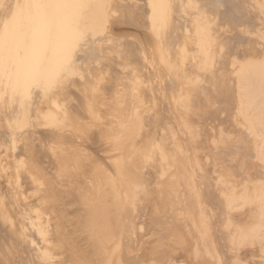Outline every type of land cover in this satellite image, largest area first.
I'll list each match as a JSON object with an SVG mask.
<instances>
[{"label": "rangeland", "instance_id": "1", "mask_svg": "<svg viewBox=\"0 0 264 264\" xmlns=\"http://www.w3.org/2000/svg\"><path fill=\"white\" fill-rule=\"evenodd\" d=\"M214 5L0 0V264H220L230 239L225 264H264V147Z\"/></svg>", "mask_w": 264, "mask_h": 264}, {"label": "bare ground", "instance_id": "2", "mask_svg": "<svg viewBox=\"0 0 264 264\" xmlns=\"http://www.w3.org/2000/svg\"><path fill=\"white\" fill-rule=\"evenodd\" d=\"M75 1H77V0H75ZM232 1V0H231ZM230 1V2H231ZM234 1V2H233ZM232 1V3H233V7L230 9L229 7H230V5H229V0L226 2V4H228L229 5V9H230V11H229V9H223L224 7V5H226V4H224L223 5V3H222V1H220V0H214V3H215V5L217 6V13H218V11H219V13L217 14L218 15V17H220L221 18V20H220V18L218 19L219 21V24H217V26L219 25V29L220 30H218L217 32L218 33H220L219 35L221 36V38H226L227 39V44H228V46L230 47L231 46V52H228L227 50H226V46H225V44H226V42H225V44H224V42H223V40H222V42H223V44H224V48H223V50L225 51V53L226 52H228V53H226L227 55L229 54L232 58H234V62L233 61H231L232 62V64H230V65H232L233 67H235L236 69H239L238 70V74H236V75H234V76H236V78L235 77H231L232 78V80L234 79H236V81H235V83H237V86L239 87V90H238V92L236 93L235 91L237 90V88L235 87V83H233L234 85L232 86V88L233 87H235L236 88V90L234 89L233 90V92H235V95L236 96H238V97H235V95H234V97L233 98H235L236 100H237V98H239L240 100H241V105L244 107V105H245V111H244V116H245V119H244V124H245V122H246V124L245 125H241L242 127H240V128H243V130L241 129L240 131L242 132L243 131V134L245 135L246 133H244L245 131L247 132V134L249 135V137H251L252 138V136L251 135H253V133H254V136L253 137H255L256 138V142H258V141H263L264 142V139H263V137H261L260 139H262V140H257L258 138H257V135H260V134H262V133H264V56H262V54L264 55V0H243L242 2L240 1V0H238V2L237 1H235V0H233ZM247 1V2H246ZM189 2V1H188ZM243 2H245V3H243ZM234 3H236V4H234ZM243 3V4H242ZM231 4V3H230ZM214 5V6H215ZM223 5V6H222ZM232 5V4H231ZM220 6H222L221 8H220ZM219 9V10H218ZM223 11H225V10H228L229 11V13H228V11H225V12H223ZM216 12V11H215ZM220 15V16H219ZM217 33V34H218ZM219 37V36H218ZM220 39V38H219ZM225 41V40H224ZM226 44V45H227ZM261 50H263L262 52H261ZM219 51L220 50H214L213 52H217V53H219ZM222 51V50H221ZM224 51H222V52H220L218 55H219V57H218V59H216L217 57H215V55L213 56V55H211L212 57H210L209 55L210 54H208V55H200L199 57H201L200 59L198 58V60H199V63H200V71H201V73H203V78L205 79V77H206V79L205 80H209L208 79V77L210 76H208V74H215L216 73V71H219L218 69H220V70H222V66L224 65V64H226V62L225 63H223V60H224V58L222 59L221 58V56L223 57V54L222 53H224ZM212 53V52H211ZM230 53H232V54H230ZM214 54V53H213ZM227 55H225V58H227L226 56ZM230 56H228V57H230ZM237 56H240L239 58L237 57ZM230 62V63H231ZM229 64V63H228ZM219 65V66H218ZM229 66V65H228ZM227 66V67H228ZM225 67H226V65H224V70H225ZM229 68H231L232 69V67L230 66ZM235 68L233 69L234 71V74H235V72H237V70H235ZM231 69H229V70H231ZM222 79V78H221ZM227 80H229V79H227ZM226 80V81H227ZM233 80V81H234ZM219 81H221V80H215V82H219ZM223 81V80H222ZM225 81V80H224ZM225 81V83H230V84H232L231 82H233V81H231V80H229V81H227L226 82ZM231 81V82H230ZM221 84H222V82H221ZM214 87H215V85H213ZM230 91V92H229ZM228 92L226 91V93H227V95H229V97H232L233 95H230V94H232L233 92H231V90H229ZM228 93H230V94H228ZM238 94V95H237ZM225 96V95H224ZM224 100L227 102V99H226V97H224ZM230 100H232V99H230ZM235 100V101H236ZM229 102V101H228ZM109 103H111V102H109ZM118 105L116 104V107H117ZM241 106V107H242ZM116 107H114V108H116ZM240 107V106H239ZM238 107V108H239ZM240 107V108H241ZM114 108H111L112 110L114 109ZM117 108H120V107H117ZM116 108V110H117V113H118V111H120V113L119 114H121V110H119V109H117ZM90 109V112L92 111V113H94V114H96L97 112H99L98 111V109L95 107V106H92V107H90L89 108ZM110 110V109H109ZM115 110V109H114ZM238 110L239 109H237V114L238 115H240V113H241V111H240V113H238ZM241 110H243V108H241ZM111 111V110H110ZM243 112V111H242ZM112 113V112H111ZM115 114V113H114ZM118 114V115H119ZM124 114V113H123ZM243 114V113H242ZM208 115V114H207ZM209 116H211V114L209 115ZM120 117V116H119ZM185 117V116H184ZM240 117V116H239ZM241 117H243V115H241ZM240 117V118H241ZM188 118V120H190V118H189V116L188 115H186V119ZM194 118V117H193ZM192 118V119H193ZM210 118V117H209ZM191 119V120H192ZM198 119V118H197ZM212 119V118H211ZM194 120H196V118H194ZM194 120L192 121V124L194 123ZM199 120V119H198ZM196 122V121H195ZM200 123V122H199ZM242 124H243V122H242ZM195 125V124H194ZM200 126V125H199ZM197 126L195 125L194 126V128H196ZM252 130H250V129ZM197 129V128H196ZM195 129V130H196ZM211 129H212V127H211ZM246 129H249V130H246ZM245 130V131H244ZM187 131V130H186ZM208 131V130H207ZM250 131L251 132H253V133H250ZM185 132V131H184ZM211 132V131H210ZM185 133H188V131L187 132H185ZM194 135V134H193ZM195 136V135H194ZM245 137H246V139H245ZM245 137H243V139H245L244 141H242V142H246V141H249V140H247V135L245 136ZM249 137H248V139H249ZM195 138V137H194ZM251 138H250V140H251ZM255 138H252V140L251 141H253V139L255 140ZM240 141V140H239ZM238 141V143L239 144H241L242 142L240 141L239 142ZM250 141V143H247L248 144V146H249V144L251 145V143H254L255 141H253V142H251ZM195 142V141H194ZM194 142L193 141H191L190 142V144L192 143L193 145H195L196 144V146H197V142L194 144ZM255 142V143H256ZM259 143L260 145H261V147H264V144H263V142L262 143ZM245 143V144H246ZM254 143V144H255ZM258 143H256V145L258 144ZM189 144V143H188ZM192 144H191V146H192ZM190 146V145H189ZM252 146H253V144H252ZM188 147V146H187ZM172 153H174V151L172 152ZM207 173H208V171H207ZM259 174V173H258ZM207 175V174H206ZM100 176H102L101 174H99V175H97V177L95 176V179H96V181H97V179H98V181H99V179L101 178ZM103 177V176H102ZM186 177V176H185ZM206 178V177H205ZM186 178H184V181H186V183H188V181H187V179L185 180ZM205 180V179H204ZM201 181H202V179H201ZM210 181V180H209ZM206 182H208V180H206ZM189 184V183H188ZM208 184V183H207ZM206 184V185H207ZM261 186H264L263 184L261 185ZM256 187V186H255ZM250 188L252 189V187L250 186ZM261 188V187H260ZM248 189H249V187H248ZM247 189V190H248ZM250 189V190H251ZM254 189H255V191H256V189L257 188H254L253 187V191H254ZM248 191L247 193H249L250 192V194H247V195H250L251 196V198L254 196V194L252 195V190L251 191ZM213 191V190H212ZM254 191V192H255ZM257 191L259 192V190L257 189ZM109 193H111L112 194V191H108ZM216 192V191H215ZM261 192H264V190H262ZM105 194L106 192H104V191H101V194ZM113 193H115V192H113ZM257 193V192H256ZM255 193V194H256ZM100 194V193H99ZM217 194V193H216ZM216 194L215 195H213L214 197L216 196ZM258 194H260V193H258ZM257 194V195H258ZM264 194V193H263ZM254 198V197H253ZM217 199V198H216ZM216 199H214L215 201H216ZM264 200V199H263ZM213 202V203H216V202ZM261 216V215H260ZM260 216H258V217H260ZM258 217H256L257 219H258ZM259 220V219H258ZM256 220H254V221H252L251 222V227L254 225V222H255ZM250 223V222H249ZM256 223H260V221L258 222V221H256L255 222V224ZM263 225V224H262ZM257 227H258V224L256 225ZM247 227H250V226H247ZM252 228H254V227H252ZM240 229V228H239ZM238 229V230H239ZM244 229V228H243ZM241 230V231H244V230H247V229H244V230ZM250 229V228H249ZM260 229V228H259ZM261 229H263V228H261ZM253 229H251V231H252ZM256 230H257V228H256ZM248 231V230H247ZM250 231V230H249ZM248 231V232H249ZM254 231V230H253ZM257 231H259V230H257ZM256 231V232H257ZM236 232H238V231H236ZM261 231H259V233H260ZM249 233H251V232H249ZM253 233V232H252ZM251 233V234H252ZM259 233H256V234H258V236H259ZM264 233V232H263ZM244 234V233H243ZM245 234H246V231H245ZM254 234V233H253ZM261 234H262V232H261ZM241 235H242V233H241ZM235 236H237L238 237V235L237 234H234V237ZM247 236H249V235H247ZM250 236H252V235H250ZM253 236H255V235H253ZM236 237V238H237ZM245 237V236H244ZM244 237H242V238H244ZM235 238V239H236ZM246 238V237H245ZM250 238V237H249ZM256 238V236L254 237V239ZM264 238V237H263ZM238 239H240V238H237V240ZM232 240H234V238H232ZM236 240V241H237ZM257 240V239H256ZM256 240H253L254 241V243L256 242ZM260 240H262V239H260ZM235 241V240H234ZM240 241V240H239ZM245 241V240H244ZM249 241H251V240H249L248 239V241L247 242H249ZM263 241V240H262ZM261 241V242H262ZM232 241H231V239H230V243H231ZM257 242H260L259 240H257ZM257 242H256V245L258 246L259 245V243L257 244ZM215 243H217V242H215ZM229 243V244H230ZM235 246L237 245L236 243H234V242H232ZM232 243H231V245H229L228 244V246L230 247H226V245H225V248L223 249V250H221L220 249V251H222V252H224V251H226L227 250V254H226V258H231V260H232V257H231V253H234V255H235V252L236 251H233V252H231V251H228L229 249H232L233 250V248L234 249H236L237 248V246L236 247H232V246H234V245H232ZM252 243V242H251ZM249 244V243H248ZM253 244V243H252ZM212 245H213V243H212ZM223 245V244H222ZM250 245V244H249ZM216 246V245H215ZM218 246H219V244H218ZM248 246V245H247ZM247 246H246V248H247ZM254 248H255V245L253 244L252 245ZM224 247V246H223ZM238 247H240V246H238ZM250 247H251V245H250ZM249 246H248V248H250ZM216 248V247H215ZM218 248H221V246H219ZM226 248H228V249H226ZM217 249V248H216ZM226 249V250H225ZM241 249V248H240ZM239 249V250H240ZM242 249H244V247L242 248ZM256 249H257V247H256ZM256 249H254L253 250V253L255 252V250ZM260 249V248H259ZM261 249H263L262 247H261ZM239 250H237V252L239 251ZM248 250V249H247ZM250 250H251V248H250ZM249 250V251H250ZM262 251V250H261ZM261 251H259V252H261ZM263 251H264V249H263ZM217 252H219V250L217 251ZM228 252H229V256H228ZM231 252V253H230ZM237 252H236V255H235V258L238 256L237 255ZM248 252V251H247ZM252 252V250L250 251V254H253V253H251ZM243 253H244V251H243ZM249 253V252H248ZM262 253V252H261ZM239 254V253H238ZM264 254V252L262 253V255ZM248 255V254H247ZM246 255V256H247ZM244 256H245V253H244ZM222 257V256H221ZM239 257V259H241L240 258V256H238ZM237 257V258H238ZM242 257V256H241ZM252 257V256H251ZM250 257V259H252ZM264 257V256H263ZM218 258H220V256H218ZM224 258H225V256H224ZM223 258V259H224ZM226 258L224 259V260H226ZM228 258V259H229ZM234 258V257H233ZM235 258H234V260H235ZM236 258V259H237ZM222 259V260H223ZM239 259H238V261H239ZM246 259H248L249 260V258H246ZM221 260V259H220ZM224 260L222 261V263L223 264H225L224 263ZM233 260V261H234ZM262 260H264L263 258H262ZM216 261V260H215ZM236 262L235 261V263L236 264H239L240 263V261L239 262ZM247 261V260H246ZM251 261V260H250ZM258 261V260H257ZM221 262V261H220ZM219 262V263H220ZM228 262L230 263L231 261H229L228 260ZM242 262V261H241ZM251 262H254V261H251ZM260 263H261V260L259 261ZM258 262V263H259ZM213 263H214V261H213ZM216 263V262H215ZM214 263V264H215ZM222 263H220V264H222ZM234 263V262H233ZM232 263V264H233ZM256 263V262H255ZM218 264V263H217ZM231 264V263H230ZM241 264V263H240ZM246 264V263H245ZM249 264V263H248Z\"/></svg>", "mask_w": 264, "mask_h": 264}]
</instances>
